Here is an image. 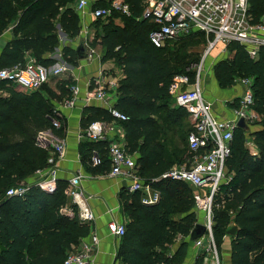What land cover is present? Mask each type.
Returning <instances> with one entry per match:
<instances>
[{
	"label": "trees",
	"instance_id": "1",
	"mask_svg": "<svg viewBox=\"0 0 264 264\" xmlns=\"http://www.w3.org/2000/svg\"><path fill=\"white\" fill-rule=\"evenodd\" d=\"M75 1L0 0V35L10 25L13 35L0 54V69L22 67L29 59L46 67L57 64L50 56L61 45L59 36L74 39L79 35L81 20L74 11ZM122 1L128 4L129 15L112 11L106 23L95 22L97 40L93 39L91 47L100 48L101 61H111L122 74L114 108L128 117L121 124L124 149L136 156L139 178L158 193L159 199L153 205H144L142 192L121 190L125 234L115 261L181 264L197 218L192 188L164 177L181 153L168 132L187 117L183 109L169 108L168 86L174 76L193 79L194 72L186 62L185 49L172 52L169 42L161 48L151 43L149 35L156 25L143 19L145 0ZM263 15L264 0H248L250 23H258ZM194 37L203 35L192 34L176 41L186 46ZM226 49L228 57L213 67L214 78L220 89L251 79V110L260 119V129L248 134L234 131L225 162L227 181L213 199L212 235L220 250L227 226L235 223L239 233L231 238L230 264H264V48L255 59L236 42ZM61 57L68 58L70 65L78 60L74 49L67 46L62 48ZM73 85L71 79L57 82L56 94L47 85L25 92L0 82V264H64L69 252L91 231L92 226L80 223L76 216L60 213L70 206L64 194L66 181L56 180L50 192L30 185L22 197L6 195L9 189L48 167L49 153L36 146L35 135L51 125L55 104L70 98ZM94 121L111 122L112 118L105 109L85 107L83 128ZM247 140L252 149L246 146ZM82 142L89 156L95 151L100 157L99 165L93 168L99 169L103 163L110 168L106 144ZM179 239L180 245L171 255L170 248ZM194 264H203V257L198 255Z\"/></svg>",
	"mask_w": 264,
	"mask_h": 264
},
{
	"label": "built area",
	"instance_id": "2",
	"mask_svg": "<svg viewBox=\"0 0 264 264\" xmlns=\"http://www.w3.org/2000/svg\"><path fill=\"white\" fill-rule=\"evenodd\" d=\"M101 2L106 4L101 6ZM144 4L143 19H148L156 25L149 35L151 43L156 48L192 34H202L205 39L206 49L200 62L195 64L192 70L194 78L176 75L168 86V94L173 106L183 109L188 117L189 161L187 164L173 167L164 177L184 182L192 188L197 224H202L205 228L203 237L192 244L203 257V264H220L212 235L213 199L220 185L227 181L225 162L230 154L238 119L244 118L248 125L259 122L260 119L251 110L253 105L251 79L238 80L246 91L238 109L234 112V119L221 120L214 115L212 105L204 98L201 77L208 55L219 47L221 59H226L228 57L226 48L231 42L244 47L250 58H257L260 48H264V15L258 23L251 24L248 16V0H145ZM74 11L81 22L87 19L90 21L109 19L112 11L129 15L128 4L122 0H76ZM83 39L86 46V60L90 62L99 60L101 54L91 47L92 36ZM68 72L69 67L64 63L46 67L36 63L34 59H29L22 67L0 69V82L25 92H35L50 81L56 84L64 80ZM93 83L95 87L87 90L84 95L77 85L71 86L70 98L60 104V108L71 109L78 104H82L84 108L96 103L107 105L111 98L116 99L117 82L108 85L101 81ZM108 89H111V95ZM106 110L112 121L89 123L81 130L79 138L82 141L106 144V154L110 164L109 176L127 183L126 189L129 192L140 191L146 194V197L142 198L144 205L155 204L159 199L158 193L143 184L137 173L136 156L128 154L124 149V130L121 124L127 122L128 117L114 106H107ZM58 113L59 109L55 108L51 125L39 130L35 135L36 146L49 152L48 167L44 170L46 173L35 185L49 192L55 188L57 163L63 158L66 150L65 140L55 134L61 127ZM246 146L251 148V142L247 140ZM92 157L95 160L92 166H98L100 163L98 153L94 151ZM79 182L80 176H76L67 183L64 194L70 206L63 207L60 213L70 218L76 216L80 223L91 226L95 221V215L87 204L89 197L85 196ZM27 187L20 184L16 188L9 189L6 195L22 197L27 192ZM107 232L116 239H121L125 234V226L111 221L107 224ZM98 244V237L92 234L89 241H81L69 252L64 264H91Z\"/></svg>",
	"mask_w": 264,
	"mask_h": 264
},
{
	"label": "crops",
	"instance_id": "3",
	"mask_svg": "<svg viewBox=\"0 0 264 264\" xmlns=\"http://www.w3.org/2000/svg\"><path fill=\"white\" fill-rule=\"evenodd\" d=\"M12 38V25H10L0 35V54L4 46L11 41ZM64 41L65 40H63V42ZM63 47H66V44L61 42L60 47L56 50L57 54L50 56L55 59L57 63H63L60 59ZM220 50L221 48L217 49L212 61L207 66L211 78L209 79L208 86H204L202 91L205 100L212 105L213 113L217 118L221 120H232L234 119V112L237 110L236 104H239L246 88L239 84L238 81L229 89H220L218 87L213 75V67L222 60V56L220 57L219 54ZM67 66L69 67V72L63 79L73 80L75 85L80 88L82 95H84L87 90L95 87L94 81H101L105 83V85L114 84L116 82L118 84V81L122 77L121 72L114 67L111 61L102 62L101 59L91 62L88 60H77L74 65ZM46 85L56 94L58 93L56 84L49 82ZM108 90V93L111 95V89ZM115 101V98H111L107 105L96 103L92 105V107L106 110L107 106H114ZM55 108L59 109L58 120L61 126L60 130L56 131L55 134L58 138L64 139L66 142L65 154L57 163L56 180L66 181L68 183L73 177L80 176V188L85 196L89 197L87 204L95 215V221L91 225L92 228L88 237L83 239L82 242L89 241L92 234H95L99 239V244L93 255L91 264H119L115 261V257L120 239H116L108 234L107 224L111 221L125 224V218L121 211L119 194L121 190L126 189L128 185L119 178L109 176L108 163H103L99 169L93 168L92 163L95 162V160L92 159V156H89L90 154L88 152H85L84 146L81 147L84 144L79 138L81 130L83 129V105L78 104L74 108L66 109L60 108V105L56 103ZM257 123L258 122H255L250 125L252 127L251 132L260 129ZM252 148L253 147L250 149ZM44 170L35 173L25 180V182H22V184L26 186L35 185L43 178V174L46 173ZM142 194L143 198L146 197V194L143 192ZM180 242L181 240L179 239L171 246V255L176 252ZM223 243L225 245V256L223 257L224 264H230L231 238L229 236L224 237ZM198 255H200V252L194 248L191 242L181 264H194Z\"/></svg>",
	"mask_w": 264,
	"mask_h": 264
},
{
	"label": "rangeland",
	"instance_id": "4",
	"mask_svg": "<svg viewBox=\"0 0 264 264\" xmlns=\"http://www.w3.org/2000/svg\"><path fill=\"white\" fill-rule=\"evenodd\" d=\"M108 20L109 19L100 20V23L104 24ZM95 22L97 21H90L89 19H87V21L85 22H81L79 35L76 38L74 39L66 38L65 39L59 36V41L62 43H65L67 48L73 49L75 48V46L78 45L81 39L83 38L86 39V37L88 36H92L93 39L95 38V40H97V38L95 37L96 35ZM115 24H119V21L116 20ZM98 32L99 34H101L100 29H98ZM63 40L65 41L63 42ZM180 43L181 42L179 41L177 42L176 40L169 41L170 49L172 52H177V51L182 52L185 49V55L187 56L186 62H189L188 66L190 67L191 70H193L194 65L200 62L202 54L204 53L206 49L205 39L204 37L203 38L194 37L190 42L186 44V46H182ZM218 48H215L208 55V58L206 59V62L203 67L204 72L201 77L202 88H204V86L205 87L208 86L209 84V79L211 78V76H210V72L207 69V66L212 61L213 56L215 55V52L217 51ZM95 50L96 52H99L101 54L100 48L95 47ZM60 59H61V62H63L66 65H70V63H72L70 62L68 58L60 57ZM184 70L187 72L186 68ZM50 82H53L55 84L54 81H50ZM169 108L175 109L172 102H169ZM249 127H250V130H252V127L250 125ZM188 129H189V122H188V118L186 117L181 122H179L177 126L172 127L168 132V137L172 140L173 143H175V147L178 149V153L181 151L180 154L176 155L174 167L187 164L189 161V155H188V150L186 146V142H187L186 137H187ZM198 216L200 217V215ZM217 252H218V257L220 259V264H224L223 257L225 256L224 254L225 245L223 242L221 244L220 250L217 249Z\"/></svg>",
	"mask_w": 264,
	"mask_h": 264
},
{
	"label": "water",
	"instance_id": "5",
	"mask_svg": "<svg viewBox=\"0 0 264 264\" xmlns=\"http://www.w3.org/2000/svg\"><path fill=\"white\" fill-rule=\"evenodd\" d=\"M74 51L76 53V57L79 61H83L87 59V53H86V46H85V41L84 39H81L80 42L78 43V45L74 48ZM236 128L238 130H242L245 133H250V127L248 125V123L245 121L244 118H240L238 119L237 123H236ZM205 233V228L204 226H202V224H197L193 230L191 231V234L189 236V241L190 242H194L195 240L203 237ZM239 233V228L235 223H230L226 230H225V234L227 236H229L230 238H235Z\"/></svg>",
	"mask_w": 264,
	"mask_h": 264
}]
</instances>
